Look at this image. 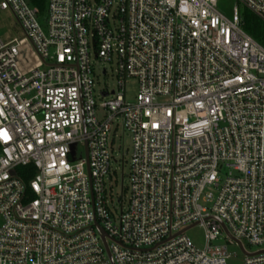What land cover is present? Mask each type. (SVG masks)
Listing matches in <instances>:
<instances>
[{"label": "built area", "instance_id": "1", "mask_svg": "<svg viewBox=\"0 0 264 264\" xmlns=\"http://www.w3.org/2000/svg\"><path fill=\"white\" fill-rule=\"evenodd\" d=\"M218 1L0 0L21 31L0 37V264H227L218 239L264 264V47ZM236 1L264 22V0ZM97 63L117 80L98 99ZM119 126L129 198L111 211Z\"/></svg>", "mask_w": 264, "mask_h": 264}, {"label": "rangeland", "instance_id": "2", "mask_svg": "<svg viewBox=\"0 0 264 264\" xmlns=\"http://www.w3.org/2000/svg\"><path fill=\"white\" fill-rule=\"evenodd\" d=\"M28 2V0H26ZM29 3V2H28ZM218 10L224 14L226 17L231 16V12L234 8H237L239 16L242 20L246 16H250L249 13L244 9L243 6L239 5L236 0H219L217 4ZM45 14V13H44ZM17 30V23L12 15L8 12L0 11V37L1 39L7 40L13 36H19ZM261 42L260 45L264 47V31L260 35ZM258 43V42H257ZM259 44V43H258ZM95 65V64H94ZM96 68L99 70L105 69L107 71V76L102 77L94 76L95 86H94V96L98 97L101 90H115L117 85V80L115 79L113 63H97ZM138 89V83L135 79H129L125 86V101L127 104H133L136 100V94ZM98 99V98H97ZM119 123V122H118ZM112 147L111 155L112 160L110 163V174L105 180V190L109 200L108 207L112 211L119 208L118 200H121L123 207L127 205L129 198V160H130V150H131V138L126 133L121 131L119 128L112 134ZM70 156H72V161L80 160L84 157V148L82 145L73 144L70 148ZM116 161V163L114 162ZM123 162V164H122ZM227 173V170L223 171ZM117 213V212H115ZM186 236L193 241V243L201 248L204 245V231L199 227L195 226L190 228L186 232ZM213 245L224 246L227 248L230 258L227 264H243V254L235 244L227 245L224 239H218L212 243ZM245 251L255 252L257 249L251 246H247L242 243Z\"/></svg>", "mask_w": 264, "mask_h": 264}, {"label": "trees", "instance_id": "3", "mask_svg": "<svg viewBox=\"0 0 264 264\" xmlns=\"http://www.w3.org/2000/svg\"><path fill=\"white\" fill-rule=\"evenodd\" d=\"M46 1L47 0H28L29 4L36 7L41 15H43L47 9ZM249 15L250 16H246L243 20V29L250 37L260 44L262 43L260 35L264 31V22H261L251 14ZM17 173L26 184H28L33 177V170L31 168H18Z\"/></svg>", "mask_w": 264, "mask_h": 264}, {"label": "water", "instance_id": "4", "mask_svg": "<svg viewBox=\"0 0 264 264\" xmlns=\"http://www.w3.org/2000/svg\"><path fill=\"white\" fill-rule=\"evenodd\" d=\"M85 156H86V150H85ZM87 157V156H86ZM96 229H97V231L100 233V235L102 236V237H104V233L101 231V229L96 225ZM188 229H185L184 231H182V232H180L179 233V235L180 234H182V233H184V232H186ZM242 252H244L243 250H242ZM245 253V252H244ZM255 254H264V250L263 251H261V252H258V253H255Z\"/></svg>", "mask_w": 264, "mask_h": 264}, {"label": "crops", "instance_id": "5", "mask_svg": "<svg viewBox=\"0 0 264 264\" xmlns=\"http://www.w3.org/2000/svg\"><path fill=\"white\" fill-rule=\"evenodd\" d=\"M17 30H18V35L20 36V34H21V31H20V28H19V26H18V24H17ZM13 37H17V36H13ZM13 37H11V38H9V39H7V40H4V42H8V41H10L11 39H13Z\"/></svg>", "mask_w": 264, "mask_h": 264}]
</instances>
